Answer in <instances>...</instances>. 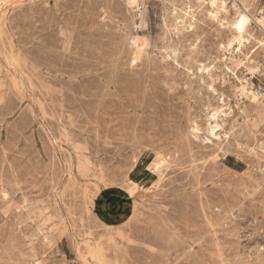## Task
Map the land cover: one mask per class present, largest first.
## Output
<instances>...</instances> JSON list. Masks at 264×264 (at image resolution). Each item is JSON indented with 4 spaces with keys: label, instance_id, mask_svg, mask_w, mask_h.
<instances>
[{
    "label": "rangeland",
    "instance_id": "obj_1",
    "mask_svg": "<svg viewBox=\"0 0 264 264\" xmlns=\"http://www.w3.org/2000/svg\"><path fill=\"white\" fill-rule=\"evenodd\" d=\"M207 1L0 0V264H264V0Z\"/></svg>",
    "mask_w": 264,
    "mask_h": 264
},
{
    "label": "bare ground",
    "instance_id": "obj_2",
    "mask_svg": "<svg viewBox=\"0 0 264 264\" xmlns=\"http://www.w3.org/2000/svg\"><path fill=\"white\" fill-rule=\"evenodd\" d=\"M175 1V0H174ZM197 1V0H196ZM127 2H128V4H133V3H135L136 2V0H127ZM191 2V1H190ZM171 3H173V2H171ZM191 3H193V2H191ZM199 3V2H198ZM207 3L212 7V11H213V16H216V10H215V8L217 7L216 5H218V3H219V5H221L222 6V2H221V0H208L207 1ZM178 4V3H177ZM203 4V3H202ZM134 5V4H133ZM196 5V4H195ZM218 5V6H219ZM253 5V4H252ZM176 6V5H175ZM174 6V7H175ZM193 6V5H192ZM191 6V7H192ZM220 6V7H221ZM177 7V6H176ZM179 7V6H178ZM194 7V6H193ZM209 7V6H208ZM223 7V6H222ZM144 8V7H143ZM198 8V7H197ZM244 8V7H243ZM145 9V8H144ZM182 9V8H181ZM214 9V10H213ZM224 10V9H223ZM249 10V9H248ZM199 11H201V10H199ZM205 11V10H204ZM249 11H251V10H249ZM222 12V11H221ZM220 12V13H221ZM190 13V12H189ZM206 13V12H205ZM252 14H253V12H252ZM183 15V14H182ZM185 15V14H184ZM207 15V14H206ZM205 15V16H206ZM235 16H237L235 19H234V22H233V20H231L232 22H233V27L235 28V33L237 34V32L238 33H242V32H244L245 30H246V27H247V25H248V23H249V21L251 20V18L249 17V15L246 13V12H243V10H242V12L241 13H238V15H235ZM194 17V16H193ZM196 17V16H195ZM198 17V16H197ZM207 17V16H206ZM181 18V17H180ZM220 18V17H219ZM225 18V17H224ZM255 18V17H254ZM213 19V18H212ZM253 19V18H252ZM197 20V19H196ZM195 21V20H194ZM255 21H257V23L258 24H260V23H262V19L261 18H255ZM175 23V22H174ZM181 25V24H180ZM186 25V24H185ZM263 28H264V25H262V24H260ZM189 26V25H188ZM239 26V27H238ZM186 27V26H185ZM187 28V27H186ZM183 37V36H182ZM234 37V36H233ZM237 38V37H236ZM236 38H233V39H236ZM179 39V38H178ZM242 40V39H241ZM232 41V40H231ZM181 42V41H180ZM185 42V41H184ZM229 42V41H228ZM221 45V44H220ZM222 46V45H221ZM68 56V55H67ZM68 58V57H67ZM49 59H50V57H49ZM43 61V60H42ZM240 61V60H239ZM55 63V62H54ZM52 66V65H51ZM75 66V65H74ZM247 68H248V66H247ZM49 70V69H48ZM208 71V70H207ZM253 71V70H252ZM252 73V72H251ZM199 75V74H198ZM43 76V75H42ZM212 77V76H211ZM206 78V77H205ZM220 78V77H219ZM218 78V79H219ZM48 79V78H47ZM61 79V78H60ZM53 80H55V79H53ZM202 80V79H201ZM59 83V82H58ZM244 83V82H243ZM41 87V86H40ZM40 90V89H39ZM239 90H240V92L242 93V94H244V95H249L250 94V96H251V94L252 95H254L255 93H257L258 95L260 94L259 93V91L257 90V89H255V90H251L250 89V87L247 85V82H245L244 84H241L240 86H239ZM42 91V90H41ZM42 92H45V90L44 91H42ZM42 95V94H41ZM261 95V94H260ZM255 96V95H254ZM252 97V96H251ZM253 98V97H252ZM255 98V97H254ZM255 104V103H254ZM216 112H218L216 109H214V110H212V114L210 115V117L211 118H215V114H216ZM209 127H210V129H211V131H212V134H213V130L217 127V124L215 123L214 125H211L210 123H209ZM208 127V128H209ZM4 156V155H3ZM157 166V165H156ZM155 166V167H156ZM154 167V168H155ZM112 263H114V262H112Z\"/></svg>",
    "mask_w": 264,
    "mask_h": 264
},
{
    "label": "snow or ice",
    "instance_id": "obj_3",
    "mask_svg": "<svg viewBox=\"0 0 264 264\" xmlns=\"http://www.w3.org/2000/svg\"><path fill=\"white\" fill-rule=\"evenodd\" d=\"M239 27V26H238Z\"/></svg>",
    "mask_w": 264,
    "mask_h": 264
}]
</instances>
